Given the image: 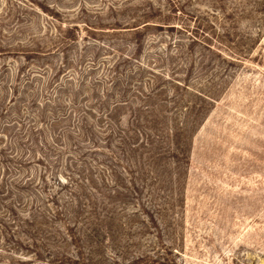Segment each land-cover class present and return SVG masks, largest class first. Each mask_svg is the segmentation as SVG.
I'll use <instances>...</instances> for the list:
<instances>
[{
	"label": "rangeland",
	"instance_id": "obj_1",
	"mask_svg": "<svg viewBox=\"0 0 264 264\" xmlns=\"http://www.w3.org/2000/svg\"><path fill=\"white\" fill-rule=\"evenodd\" d=\"M0 264H264V0H0Z\"/></svg>",
	"mask_w": 264,
	"mask_h": 264
},
{
	"label": "trees",
	"instance_id": "obj_2",
	"mask_svg": "<svg viewBox=\"0 0 264 264\" xmlns=\"http://www.w3.org/2000/svg\"><path fill=\"white\" fill-rule=\"evenodd\" d=\"M147 26V25H146Z\"/></svg>",
	"mask_w": 264,
	"mask_h": 264
}]
</instances>
